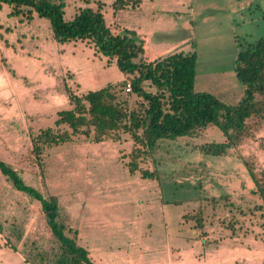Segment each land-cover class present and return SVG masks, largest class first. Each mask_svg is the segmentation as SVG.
<instances>
[{"label":"trees","instance_id":"obj_1","mask_svg":"<svg viewBox=\"0 0 264 264\" xmlns=\"http://www.w3.org/2000/svg\"><path fill=\"white\" fill-rule=\"evenodd\" d=\"M82 1L94 2L96 7L80 6L67 18V0H0V9L3 4H8L10 15L19 17L20 21L31 20L35 15L49 19L56 41L62 44L85 41L97 56L106 58L107 66L116 63L125 75L120 82H108L97 89L80 91L78 83H75L77 86L71 85L73 74L68 73L65 89L71 107L57 112L55 127L42 128L31 136L32 152L41 167L45 166L43 155L47 148L67 143L74 137L85 135L93 142H100L107 138L119 140L122 132H127L133 140V147L127 155L129 171L138 172L144 178H157L158 171L150 170L143 163L152 157L160 139L190 135L201 127L214 124L226 139L197 147L204 154L222 156L247 139L256 137L264 125V36L253 42L237 40L235 72L244 87V94L238 103L228 104L213 93L195 90L196 51L178 50L155 61H146L145 42L135 30L123 28L114 32L109 26L104 13L105 1ZM141 2L113 0L111 6L114 11H119L138 6ZM128 83L131 84L128 92L142 98L133 108H128L125 100L119 98L118 87L126 88ZM146 83L154 89L148 90ZM243 161L255 183L256 189L252 192L259 201L254 200L252 206L250 202L244 206L235 202L230 194L210 197L199 194L192 198V201H200L198 208L182 215L184 222L190 223V229L194 231L192 239H203L205 249L217 246L220 240L208 237L207 203L211 205L212 212L227 208L236 223L247 210L251 214L260 211L264 218V167L258 166L254 154L244 156ZM0 172L15 189L40 201L47 224L59 244L58 252L48 264H96L89 250L79 243L78 229L69 223L57 195H45L2 159ZM200 187L197 185L198 190ZM182 201L176 203L182 204ZM234 221H229L226 227L231 229V236H238L242 226L237 227ZM251 233L255 234L252 228L242 232L247 236Z\"/></svg>","mask_w":264,"mask_h":264},{"label":"crops","instance_id":"obj_2","mask_svg":"<svg viewBox=\"0 0 264 264\" xmlns=\"http://www.w3.org/2000/svg\"><path fill=\"white\" fill-rule=\"evenodd\" d=\"M112 2L113 0H106L107 6L110 7ZM199 3L200 7L201 5H205L201 4V2ZM255 7L260 11V15L264 17V0H260L257 3L255 0H225L224 4L210 3L209 8H207L209 10L208 13L204 14L203 10L202 12L199 9L193 10V0H142L138 6H129L119 11H114L112 8V17L113 21L116 19L125 28L133 29L138 33L145 42V60L155 61L178 50L197 52L194 44L196 32H194L195 27L192 20L186 19L183 21L182 19L183 13L187 12V10H190L191 14L202 13L204 22L209 19L215 20L216 16H220L223 19L226 18L229 22H236L239 19L240 22L238 23L240 25L242 23L246 24L249 21H255L256 18L253 13V8ZM10 11L11 7L8 4H3L0 9V59L6 57L7 61L13 63L17 69L19 66L21 70L18 69L17 71L24 75V77L41 79V87L46 90L49 88L52 90V95H50L52 96V100H50L52 108L55 104L53 95L55 85H62L60 90L63 96L62 104L69 102L63 82L68 72L73 74L70 80L76 81L79 84L80 91L97 89L108 82H117L125 78V75L122 73L119 78L108 80L105 77L104 70L96 72V68L100 67L97 61L104 65L103 68L113 67V65L117 64L112 63L107 66L105 63L106 58L97 56L94 49L87 42L73 41L62 44L56 41L52 27L50 28L51 24L49 25V19V22H47L44 20L45 17L35 15L31 20L20 21L19 17L10 15ZM123 13H125V16H122ZM171 13L175 17L169 23L164 15ZM106 20L108 22L107 17ZM167 26L171 30L180 28L186 31L187 35L174 41H167L164 39L165 37L157 39L156 33L161 30L166 31ZM231 28L234 32L235 27ZM235 39L238 52V36ZM198 63L199 61H197L194 85L196 91L213 93L228 104H236L241 100L244 94V87L238 82L236 73L234 78L228 71L230 79L227 78L226 75L228 74L224 71L222 73L224 72L223 74L226 79L223 75L221 77L214 75L215 69L208 68L205 70V73H200ZM51 112L52 110H50ZM3 117L5 116L3 115ZM203 134L205 136L204 140H199L198 137H202ZM258 135L264 134L257 133L255 138H258ZM225 139L224 133L214 124L201 127L190 135L160 139L152 157L146 163V167L150 170L156 169L158 171L159 175L157 178H144L138 172L131 173L128 166L125 168V166L117 161V158L114 159V163L117 164L119 170L118 175L115 174L114 176L120 179L119 181H123V185L118 186L117 194L120 197L132 195L134 200L140 197V202L143 204L142 207L134 204L132 210L128 212L123 210L122 213L116 216L112 208L108 211L106 202H103L104 199H107V193L96 190L94 196L102 202L96 203L93 209L88 206L82 210L80 209L77 225L70 213L64 209L68 215L69 223L78 229L79 243L89 250L94 262L96 264H166V256L151 253L152 249L164 248L166 246L171 248L172 252L176 246V252L179 254L186 249L192 251L196 249L202 251L207 257L213 255L215 257L218 256L222 261L231 260V251L233 250H229L228 248L236 247L238 243L222 238L219 240L217 246L211 245L205 249L203 245L204 240L201 238L192 239L194 231L184 228L183 212L180 211L184 209L179 208L180 203H176L183 200V195L188 203H193L192 198L199 194L203 195L201 187L199 190L197 188V185L200 184L191 179L193 177L194 166H198L199 170H203L205 167L206 169L214 168V163H218L219 161H226V165H224L226 168L219 174L224 178L227 177L226 191L228 194L231 192L229 189L231 186L230 177L232 176L230 173V156L233 155L237 148L244 144L242 143L237 147L231 148L228 154L222 156L204 154L197 147L203 143L212 141L222 142ZM112 141L103 140L92 147L96 151L103 149L105 144L113 145L115 147L112 148L115 151L114 156L119 155L120 152L129 153L133 147V141L126 133L124 135L121 134L119 140ZM195 152L202 155L200 160H193L191 154ZM251 153L244 154L241 157L242 163L238 164L240 171L237 173L241 174L246 179V182L250 178L249 187L251 190L248 192L252 193L256 189L255 183L243 161V157ZM252 154L257 156V153ZM97 161L99 164H102L99 161L105 164L103 158L95 160V162ZM257 164L259 167H264V163L257 162ZM211 172L214 173L213 171ZM179 175L183 177H178ZM213 176L215 178V175ZM235 176L237 177V175ZM178 184H185V186L179 187ZM178 191L181 192V198H178L176 195ZM241 193L244 197H248V194ZM223 194L216 193L212 196ZM109 197L114 198L113 195ZM137 204L139 203L137 202ZM139 226L141 227L139 229L140 232L137 229ZM130 230H134V233L130 234ZM257 232L258 230H255V234ZM255 234L253 235V239H259ZM241 235L237 236L238 240L242 238L246 239L250 236ZM172 241L173 243L170 244ZM152 243L157 247L151 248ZM251 248H244V255L247 257L248 262L250 264L253 262L254 264H264V256L261 253L257 254L256 250H250ZM13 251L15 252L13 253L14 255H9L6 249L0 248V264H7L13 258V261L19 264V257L16 254L21 255L20 257L23 258L26 264H31L19 250L13 249ZM260 255L263 257L261 258Z\"/></svg>","mask_w":264,"mask_h":264},{"label":"rangeland","instance_id":"obj_3","mask_svg":"<svg viewBox=\"0 0 264 264\" xmlns=\"http://www.w3.org/2000/svg\"><path fill=\"white\" fill-rule=\"evenodd\" d=\"M103 1L106 3V0ZM259 1L255 0L256 3ZM199 2L205 5H201L200 7ZM210 3L224 4L225 0H193V10L199 9L201 12L203 10V14L208 13L209 10L207 8H209ZM80 6H92L95 8L96 4L94 2L88 4L82 0H67L65 17L70 18ZM253 10L256 18L255 21H249L246 24L242 23L240 25L238 23L240 22L239 19L236 22H229L226 18L223 19L220 16H216L215 20L209 19L204 22L202 13L191 14L190 10L183 13V21L186 19L192 20L195 27L194 32H196V35L194 37V44L198 53V70L200 73H205V70L209 68L215 69L213 74L218 77L223 75L225 78L223 73L228 74V71L233 77L235 76L236 72L234 67L237 56L236 36L243 43L245 41L253 42L264 36V17L260 15V11L256 7ZM104 13L108 19L109 26L114 32H119L125 28L120 21L117 22L116 19L113 21L111 5L110 7L107 4L105 5ZM122 16H125V13ZM164 16L169 23L175 17L173 13L165 14ZM44 20L49 22L47 18H44ZM233 26L235 27L234 32L231 28ZM168 28L169 26H167L166 31H158L156 38L162 39L161 37H165L164 39L167 41H174L187 35V32L180 28L175 30ZM164 34L165 36H163ZM221 59L223 60L221 61ZM97 64H100V67L98 69L96 68V72L104 70L103 72L108 80H115L122 74L117 65L103 68L104 65L101 62L97 61ZM18 69L21 70L19 66ZM18 69L13 63L7 61L6 57L0 59V159L14 166L27 183L37 187L45 195H57L62 210L64 213L65 210L70 213L76 225L78 224L80 209L87 208L86 206L93 209L96 203L102 202L94 196L96 190L107 193V199H104L103 202H106L108 211L112 208L116 216L122 213L123 210L126 212L132 210L134 204L142 207L143 204L140 202V197L134 200L132 195L120 197L117 194L118 186H122L123 181H119L120 179L114 176L115 174L118 175L119 171L117 164L114 163V159L117 158V161L127 168L129 157H127L128 153L124 152H120L119 155L114 156L115 151L112 148L115 147L113 145L105 144L103 149H101L102 151H95L92 146L98 142H93L85 135H80L74 137L67 143L47 148L43 155L45 166L41 167L39 165L32 152V134H36L40 129L48 126L55 127L54 120L58 117L57 112L60 109L71 107V105L70 102L62 104L63 96L62 92H60L62 85H55L53 92L55 104L52 108L50 105L52 103L50 101L52 100V96H50L52 95V90L50 88L46 90L41 87V79L24 77V75L17 71ZM222 71L224 72L222 73ZM67 76L68 74H66ZM226 76L230 79L229 74ZM66 77L63 81L64 84ZM72 82L71 85L73 86L77 83L76 81ZM238 82L242 84L240 81ZM147 89L153 90L154 88L147 84ZM118 90L120 100H125L128 108L136 107L142 101V98L138 97L135 93H129L122 86H119ZM50 110H52L51 113ZM263 126L257 133L264 134ZM125 133L128 134L127 132H122L123 135ZM204 137L203 134L202 137L198 138L199 140H204ZM105 140L108 142L111 140H113L112 142L117 141L112 138ZM243 144L230 156V173L232 176L230 177L231 186L229 189L231 192L229 194L235 202L242 203L244 206L250 202L252 206L254 200L258 199L257 196L252 195L253 192H248L251 190L249 187L250 178L248 180L249 182H246V179L237 173L240 171L238 164L242 163L241 157L250 152L257 153V156L255 155L257 162L264 163V135H258V138H249ZM191 155L195 161L200 160L202 156L197 152ZM102 158L105 160V164L102 161H99L102 164H99L98 161L95 162V160ZM146 163H143V165L146 166ZM224 165H226V161L214 163V168L206 169V167H202L203 170H199L198 166H194V171L192 172L193 177L191 179L201 185L203 196L210 197L216 193L228 194L226 191V182L228 179L219 174L226 168ZM126 172L128 173L127 170ZM213 175H215V178ZM199 176L200 178L198 179ZM178 177L183 176L179 175ZM241 192L248 194V197H244ZM111 195L114 198L109 197ZM176 195L178 198L182 197L179 191ZM167 196L169 197L168 193ZM182 199L183 203L179 205V208L184 209L180 210L183 214L195 211L200 204L199 200L193 203L186 202L184 195ZM205 206L208 237L213 239L226 238L230 239L231 242L238 243L236 247L228 248L229 250H233L231 251V260L227 259L222 261L218 256L215 257L213 255L207 257L202 251L196 249L193 251L186 249L179 254L176 252V246L173 252L171 248L166 246L164 248L152 249L151 253L166 256V264H250L244 255V248H251L252 246L253 248L250 250H256L257 254L261 253L264 256V225H262L264 218L260 216V211L251 214L247 210V213L241 215L239 222L236 223L227 208L221 207L216 212H212L210 204L207 203ZM229 221H234L237 227L242 226L239 228V231H241L240 236H242L241 234L245 229L250 231L252 228L253 230H258L256 237H259V239H255V241L253 239L254 234L252 233L249 234V238H242L240 240L237 239V236H231V229L226 227ZM0 223L3 229L0 231V248L6 249L9 255L15 253L13 249H17L32 264H48L54 259L55 254L59 250V244L47 224L40 201L15 189L1 172ZM183 226L188 230L191 225L188 222H183ZM140 228V226L137 228L139 232ZM132 233H134V230H130V234ZM172 243L173 241L170 242V244ZM154 247L157 246L152 243L151 248ZM16 256L19 257V264H26L23 258L20 257L21 255L16 254ZM13 259L7 264H18ZM251 264H254V262Z\"/></svg>","mask_w":264,"mask_h":264},{"label":"built area","instance_id":"obj_4","mask_svg":"<svg viewBox=\"0 0 264 264\" xmlns=\"http://www.w3.org/2000/svg\"><path fill=\"white\" fill-rule=\"evenodd\" d=\"M131 90V84L128 83L127 86H126V91H130Z\"/></svg>","mask_w":264,"mask_h":264}]
</instances>
